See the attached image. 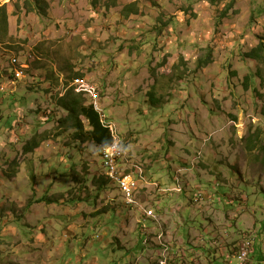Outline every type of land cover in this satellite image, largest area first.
Returning a JSON list of instances; mask_svg holds the SVG:
<instances>
[{
    "label": "rangeland",
    "instance_id": "rangeland-1",
    "mask_svg": "<svg viewBox=\"0 0 264 264\" xmlns=\"http://www.w3.org/2000/svg\"><path fill=\"white\" fill-rule=\"evenodd\" d=\"M2 8L0 264H226L246 238V264H264V166L247 150L264 133V60L248 57L264 43V0ZM79 80L98 89L137 205L58 105Z\"/></svg>",
    "mask_w": 264,
    "mask_h": 264
},
{
    "label": "trees",
    "instance_id": "trees-1",
    "mask_svg": "<svg viewBox=\"0 0 264 264\" xmlns=\"http://www.w3.org/2000/svg\"><path fill=\"white\" fill-rule=\"evenodd\" d=\"M39 1L40 0H37V3ZM1 12L3 13V16H0L2 29L6 31L7 12L4 8L1 9ZM223 14H225V12ZM248 57L264 60V43L253 48L248 53ZM207 62V58H205L201 59L199 64L205 65ZM247 78L249 79L250 77L248 76ZM150 95L151 101L154 104L159 103L154 92ZM87 101L84 94H78L75 92L74 88H70L66 92V95L58 99V105L69 113V119L73 121V128L75 129V139L83 142H92L102 150L103 148L111 146L114 143V138L110 128L107 126V120L105 121L102 115L95 110L93 104H87ZM83 120L88 123L89 130H86ZM247 141L248 152H257L256 161L264 166V133L259 129L253 132L250 131ZM35 147H39V144ZM103 183L104 182L100 183V185ZM106 183H109V181Z\"/></svg>",
    "mask_w": 264,
    "mask_h": 264
},
{
    "label": "built area",
    "instance_id": "built-area-1",
    "mask_svg": "<svg viewBox=\"0 0 264 264\" xmlns=\"http://www.w3.org/2000/svg\"><path fill=\"white\" fill-rule=\"evenodd\" d=\"M14 63H18L17 60L14 61ZM17 77L21 80L24 78V71L22 70H16ZM23 72V73H22ZM72 88V87H71ZM73 88L75 89L76 93H82L85 96H87L92 104L94 105L95 110L102 115V109L100 107L99 101V92L97 87L94 84L86 83L85 81H77V84L73 85ZM104 119V118H103ZM114 138V143L106 148H103L101 151L104 166L107 170V179L119 187V189L122 191V193L125 196V199L127 201L128 205L134 206L137 205V190H138V180L133 174H129L126 172H122L120 169V157L123 155V150L121 148V142L117 138L115 131L112 125H107ZM119 163V167H118ZM145 219H153L156 220V213L154 211H144ZM145 229H147L146 224H144ZM253 242L250 238H246L240 249L232 255L226 262V264H246L249 254L252 251Z\"/></svg>",
    "mask_w": 264,
    "mask_h": 264
},
{
    "label": "crops",
    "instance_id": "crops-1",
    "mask_svg": "<svg viewBox=\"0 0 264 264\" xmlns=\"http://www.w3.org/2000/svg\"><path fill=\"white\" fill-rule=\"evenodd\" d=\"M8 264H29V263L25 257H22V256H18V257L12 256L11 257L10 256L8 258Z\"/></svg>",
    "mask_w": 264,
    "mask_h": 264
},
{
    "label": "clouds",
    "instance_id": "clouds-1",
    "mask_svg": "<svg viewBox=\"0 0 264 264\" xmlns=\"http://www.w3.org/2000/svg\"><path fill=\"white\" fill-rule=\"evenodd\" d=\"M73 88V87H72ZM92 104V103H91ZM106 121V120H105ZM102 151V150H101ZM129 174H131V173H129ZM109 181V180H108ZM110 182V181H109ZM119 188V187H118ZM121 191V190H120ZM121 193H122V191H121ZM123 194V193H122ZM124 195V194H123ZM126 203H127V201H126ZM157 215H158V213H157ZM142 216H144L143 214H142ZM148 220V219H147ZM158 223V222H157ZM159 224V223H158Z\"/></svg>",
    "mask_w": 264,
    "mask_h": 264
},
{
    "label": "bare ground",
    "instance_id": "bare-ground-1",
    "mask_svg": "<svg viewBox=\"0 0 264 264\" xmlns=\"http://www.w3.org/2000/svg\"><path fill=\"white\" fill-rule=\"evenodd\" d=\"M146 220V219H145Z\"/></svg>",
    "mask_w": 264,
    "mask_h": 264
}]
</instances>
